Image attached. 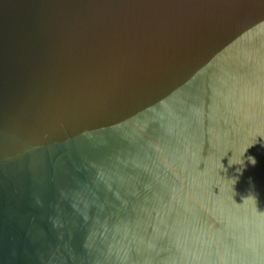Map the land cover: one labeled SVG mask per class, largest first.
Instances as JSON below:
<instances>
[{
	"label": "water",
	"instance_id": "obj_1",
	"mask_svg": "<svg viewBox=\"0 0 264 264\" xmlns=\"http://www.w3.org/2000/svg\"><path fill=\"white\" fill-rule=\"evenodd\" d=\"M0 264H264V0H0Z\"/></svg>",
	"mask_w": 264,
	"mask_h": 264
},
{
	"label": "clouds",
	"instance_id": "obj_2",
	"mask_svg": "<svg viewBox=\"0 0 264 264\" xmlns=\"http://www.w3.org/2000/svg\"><path fill=\"white\" fill-rule=\"evenodd\" d=\"M249 163H251L253 166L255 165L256 161L254 157H248Z\"/></svg>",
	"mask_w": 264,
	"mask_h": 264
}]
</instances>
